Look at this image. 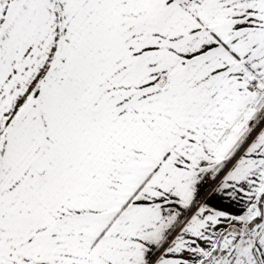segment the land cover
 I'll return each instance as SVG.
<instances>
[{
    "label": "snow or ice",
    "instance_id": "1",
    "mask_svg": "<svg viewBox=\"0 0 264 264\" xmlns=\"http://www.w3.org/2000/svg\"><path fill=\"white\" fill-rule=\"evenodd\" d=\"M0 264H264V0H0Z\"/></svg>",
    "mask_w": 264,
    "mask_h": 264
}]
</instances>
